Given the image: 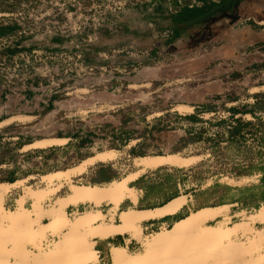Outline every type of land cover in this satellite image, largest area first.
Masks as SVG:
<instances>
[{"label":"rangeland","instance_id":"rangeland-1","mask_svg":"<svg viewBox=\"0 0 264 264\" xmlns=\"http://www.w3.org/2000/svg\"><path fill=\"white\" fill-rule=\"evenodd\" d=\"M22 1L27 0H0V11L16 10ZM213 10L214 7L209 5L208 11ZM180 12L172 14V20H162L152 25L148 24L147 19L141 21L134 15L127 17L120 24L126 23V19L129 23L119 25L116 35L108 37L107 31H104L103 39L86 53L88 63L104 65L105 62L97 58L98 51L135 43L142 50L149 52L148 56L142 58L140 72L134 74L127 69L131 79L124 81L123 88L118 92L104 90L95 86L96 83L81 85L76 91L63 98L72 101L69 103L71 105L67 118H61L63 110L55 106L57 111L46 122L54 124V119L56 121L54 128L56 130L52 135H68L74 127L82 124L89 134H81L79 144L74 142L72 145H88L87 147L79 148L67 158H64L65 150L48 152L47 160L39 164L36 160H32L33 156L25 155L15 158V154H12L8 145L11 141L9 137L18 136L17 141L22 144V139L36 140L51 136L50 133H42L36 125L41 118L19 117L16 118L17 120L13 118L0 126V164L1 161L5 162L4 166L0 165V182L18 181L5 193L3 207L6 210H13L21 200L24 208L31 212L32 220L22 223L26 228L23 239L19 240L21 248L33 251L30 254V261L35 260L41 254L39 252H42L43 262L61 264L63 261L61 257H58L59 254L45 257L48 249L61 251L66 248L74 254V257H77L83 251L81 249L94 248L92 238L106 237L115 232H127L124 226L123 229L119 225L106 227L103 222L98 223L102 220V215L98 220L76 224L72 220L87 211L73 214L70 208H65L64 213L57 215L58 218H68L69 222L65 224L59 222L53 231L39 232L40 229L36 226L40 227L43 223V225L48 223V216L55 206V201L58 197H65L72 184L102 186L110 182L107 181L108 178H112L111 181L120 180L136 170L135 160L143 156L178 154L183 158L195 157L196 159H191L186 167L161 166L156 169H147L134 181L128 183L134 191L146 184L153 185L142 205H152L162 199L161 191H168L165 187L170 177L169 183L182 181L184 187H180L181 191L194 190L192 196L195 207L227 205L219 216L207 221L204 225L226 228L235 222L244 221L250 224L252 230L264 228V222H253L251 218L262 205L260 202L264 197V180H262L264 177V65L263 62H252L250 55L258 46L236 50L227 45L223 47V43H220L190 49L177 39L171 43L172 46L169 49H165L166 44L162 48L158 43H154L153 33L160 35V38L156 40L166 42L173 27H176L181 34L188 28L187 23L175 22L174 18ZM121 61L119 58L114 63V67L119 68ZM111 73L116 77L125 76L115 70ZM253 95L259 97L256 99ZM180 104L185 107L176 108ZM201 106L207 108L202 109ZM232 108L236 110L232 111ZM240 109L252 112L235 114ZM188 117H194V119L191 120ZM237 118L248 124L241 127L239 136L230 139L228 130L236 125ZM5 120L7 119L1 121ZM103 150H113L112 158L93 163L80 175L71 176L67 180H55V185L52 186L56 188V192L54 191L52 196H44L42 202L39 201L38 212L32 210L30 207L32 199L28 196V190L37 191L47 188V183L42 179L43 176L49 172L73 167L84 158ZM97 170H101V173L90 178ZM236 198L239 201L232 203ZM110 201L118 202L119 200L102 199L96 201L99 205L95 206L105 208L106 204L111 203ZM183 201L184 198L175 200L171 208L166 209L162 214L175 213ZM257 204L259 206L256 208ZM228 206H230V213L227 215ZM178 222L141 239L139 230L136 228L131 230L133 236L138 238V244L129 249L112 248L110 259L107 261L104 257L100 264H112L114 254L117 255V253L119 259L120 257H123V260L134 259L149 248L160 232L162 234L167 232L164 234L168 235L166 236L168 239L169 234L176 230L174 226ZM31 227L38 231L33 237H30ZM111 227L116 228L112 230ZM17 228L16 224L7 227L0 224V233L5 237L12 236ZM63 236L70 238L71 242H66L68 238L66 237L65 240ZM63 239L67 244L70 242L67 247ZM245 239L241 232L229 235L221 239L219 243H212L213 247L209 249V253L219 248L232 249ZM72 240L77 244L71 245ZM34 241H39L40 249L35 248ZM210 242L208 238H194L188 243L195 244V251H197L203 246L211 245ZM1 245L3 248L0 247V256L3 251L11 261L13 258L17 259L16 253L10 252L14 249L10 240L4 238L0 242ZM242 249L241 247L232 250L230 257L234 258L238 253H242ZM73 256L74 262L65 260L69 262L67 264H83ZM247 256L244 255L243 258ZM91 259L97 261V252ZM225 262L229 263V260ZM27 263L28 260L21 264ZM246 264L250 263L246 262Z\"/></svg>","mask_w":264,"mask_h":264},{"label":"built area","instance_id":"built-area-1","mask_svg":"<svg viewBox=\"0 0 264 264\" xmlns=\"http://www.w3.org/2000/svg\"><path fill=\"white\" fill-rule=\"evenodd\" d=\"M157 1L27 0L16 10L0 11V28L13 27L0 34V120L17 115L38 117L53 97L60 107V101L81 85L96 83L118 92L131 79L127 69L140 72L142 58L149 52L135 43L98 51L97 58L104 65L87 63L85 54L103 39L104 31L116 35L123 19L136 14L137 6L150 5L151 10ZM202 5L198 0H177L168 9L176 14L183 6ZM119 58L122 61L116 68ZM112 70L125 76L116 77Z\"/></svg>","mask_w":264,"mask_h":264},{"label":"bare ground","instance_id":"bare-ground-1","mask_svg":"<svg viewBox=\"0 0 264 264\" xmlns=\"http://www.w3.org/2000/svg\"><path fill=\"white\" fill-rule=\"evenodd\" d=\"M183 107L185 106L180 104L176 108L180 109ZM63 141H64L63 139L42 140L32 145V147L44 148L47 145H52L56 143L58 144V143H62ZM113 154H114L113 150L101 151L97 153V155L94 158L80 162L81 164L75 168L64 171L51 172L43 176L42 179L47 183V188L35 191V190H30L28 187L29 189L28 196L30 197V199H32V203H30L31 204L30 207L32 208V210H34V212H38L39 201L41 200L42 202V198L44 196H48V195L52 196L53 192L54 191L56 192V188L52 186L55 180H59V179L67 180L72 175L83 172L85 167L88 164L92 163L93 161L110 159L112 158ZM193 158L195 157L183 158L178 154L138 157L135 160V165L138 167V170L118 181H113L104 186L72 184L70 186L69 193L65 197L62 198L58 197L57 200L55 201V206L52 208L51 214H49L48 216L49 219L48 223L45 225H43L44 224L43 223L42 226L39 227L37 225L36 227L40 229L38 230L39 232H51L55 229V227L59 222H62L64 224L69 222L68 218L57 217L59 213H64L63 210L66 207L70 205H76L79 202H86V201H98L102 199L120 200L126 195H132V190H130L127 187V183L129 181H132L134 178H136L140 173L144 172L145 170L156 169L157 167L163 164H166L168 166H175V167H186L191 161V159L193 160ZM16 184L17 182H15L14 184L11 183L10 185L0 184V224L3 227L16 224L18 227L16 229V233L12 236L5 237L0 233V242L4 240V238L6 240H10L12 242V247H14V249H11L10 252L16 253L17 259L13 258V260L11 261L8 258V255H4V252L2 251V255L0 256V264H21L23 261L25 262L27 260H28L27 264H47L46 262H43L41 259L43 258L42 252H39V254L40 253L41 254L35 260L30 261V254L33 253V251H27L28 249L24 250L23 248H21L20 245V241L23 239L22 237H24V229L26 228L25 225H23L22 223L28 220L29 221L32 220L31 212L27 211L24 208L23 203L19 199L16 207L13 210H6L3 207V200L5 193L8 191L9 187L11 188ZM178 199L181 200V198ZM226 206H227L226 204H222L214 207L207 206L202 209H197L193 213H190L183 219L179 220V222L174 226L176 230L173 233L169 234L168 239L166 238V236L168 235L165 236L167 232L166 233L163 232V234L162 232H160L155 237L153 243L149 246V248L141 255H138L132 260H123V257H120L121 259L118 258V253H117V255L114 254V259L112 258L113 259L112 264H225L227 263L225 262L227 260H229V263L227 264H246V262H249L250 264H264V244H262L264 242V228L259 230H252L250 224L244 221L235 222L234 224L226 228L210 227L204 225L207 221L213 220L215 219V217L219 216L221 214L222 209H224ZM168 208H171V204L162 210L157 209L154 211H147V212L129 211L126 213H122L120 217L122 218L121 220L125 225L124 227L133 228V226L137 222H139L142 218L158 216L164 213ZM100 217H101L100 211H93V212H86L72 221L75 222L76 224L77 223L82 224L83 222L86 223L88 221L92 222L94 220H98ZM251 218H253V222L254 221L264 222V204H262L256 210L255 214L251 216ZM120 226L121 225H119V227ZM106 227L104 228L106 229ZM124 227L122 226L123 229ZM57 228H59V226ZM113 228L115 229L116 227ZM113 228L111 227L112 230ZM30 231H31L30 237L31 236L33 237L38 232L37 229H34L32 227ZM68 232L70 231L68 230ZM240 232L242 233V236L246 237L244 242L241 243L239 242V244L238 245L236 244L237 246L236 245L233 246L232 249L219 248L217 251L213 253H209V249L213 247L212 243H219L221 239L232 234L235 235ZM41 234H37V235H41ZM69 235L70 234H68V236ZM63 237L65 240L68 238L67 236H63ZM194 238H208L209 241H211L210 242L211 245L203 246L202 248L195 251L196 245L193 243H188L189 241H192V239ZM73 240L71 245L77 244L73 242ZM67 241L71 242L70 238H68L66 242ZM38 242L39 241L33 242L34 245L36 246L34 247L40 249L41 247L40 244H38ZM70 242L68 244H70ZM65 244L64 245L67 247L68 244L67 243ZM0 247H2V245ZM241 247L243 248L242 253L239 254L238 253L239 251L238 252L235 251L238 253V255H236L234 258H231L229 255V254L232 255L231 251ZM84 249L85 248L81 249L83 251H81L77 257H74L73 256L74 254L71 253L66 248H63L61 251L57 249H52V250L48 249V251L45 254V257H51L54 254L56 255L59 254L58 257H61V260L63 261L61 264L74 262L72 256L74 258H78L83 264L96 262L91 259L93 254L96 253V250L94 248H87L85 250ZM120 255H122V253H120ZM244 255L246 256L248 255V256L246 258H243ZM112 256L113 255H111V257Z\"/></svg>","mask_w":264,"mask_h":264},{"label":"crops","instance_id":"crops-1","mask_svg":"<svg viewBox=\"0 0 264 264\" xmlns=\"http://www.w3.org/2000/svg\"><path fill=\"white\" fill-rule=\"evenodd\" d=\"M203 3L200 7L202 11L201 15L195 17L187 22L188 28L181 34L176 27L171 29L170 37L166 40V42L159 41L156 39L160 38V35L157 33H153L152 37L155 40L154 43H158L160 47L164 48V44H166L165 49H169L172 46L175 40L183 42L188 48L195 49L200 46H204L207 44H222L231 47V49L241 50L244 47L258 46L260 49L251 52L252 62H263L264 65V0H198ZM177 4V0H158L155 5H153L152 9L149 10L150 5H139L136 7V14L134 15L139 20H148V24H155L158 21L162 20H172L173 16L170 13L168 7L175 6ZM211 5L214 7L212 12L208 11V6ZM128 22V20L126 19ZM124 23V24H127ZM129 23V22H128ZM123 23L120 25H124ZM108 37H112L113 35L106 32ZM111 35V36H109ZM57 43H61L62 39L54 38L53 39ZM225 42V44H224ZM153 53V51H150ZM72 101L68 99H63L60 101L61 111L63 113V117L67 118V113L70 111V105ZM55 97H53L50 101H48L47 105L43 107L42 115L35 117L34 115H17L11 118H7L4 122L0 120V126L4 123L9 122L11 119L16 118H41L37 126L40 128V131L44 134L50 133L51 136H44L42 138H38L36 140H26L22 139V144H20L17 140H19L18 136L9 137L11 141H9V148H11L12 154H15V158L23 157V156H33L32 160H36L39 164L45 162L47 160V153L52 151L63 152L65 150L64 158L71 155L74 151L77 152L81 147H87L88 145H72L74 142L79 144V139H81V134L87 135L89 131H87L82 124H79L78 127H74V129L68 134L63 136H53L52 133L55 132L56 129V121L54 119V124H47L48 118L53 117V114L57 111L55 107ZM57 118V117H56ZM17 120V119H16ZM50 139H63L62 143H56L52 145H47L44 148L32 147L37 142L42 140H50ZM109 151V150H103ZM101 152V151H100ZM97 153L93 156L84 158L80 162L94 158ZM101 162L105 160H95L92 163L88 164L86 168L92 165L95 162ZM77 165L64 169H72L80 165ZM1 166L5 165L4 161H1ZM136 166V165H135ZM161 166H168L163 164ZM159 166V167H161ZM174 167V166H173ZM158 168V167H157ZM64 170H56V171H64ZM138 167L136 166V172ZM53 171V172H56ZM81 172V173H83ZM132 172V173H134ZM51 173V172H49ZM81 173L75 174L80 175ZM101 170L94 171L90 178L95 177L97 174H100ZM129 173L126 176L132 174ZM47 175V174H46ZM72 175V176H75ZM124 176L123 178H125ZM112 178H108L107 181H111ZM122 179V178H121ZM135 179V178H134ZM134 179L132 181H134ZM129 181L128 183L132 182ZM18 182V181H16ZM13 182L12 184H14ZM108 183V184H109ZM127 187L132 190V195H126L118 202H112L105 205V208H96L95 205H99L96 201H86L85 203H77L76 205H70L67 208L71 209V212L74 213H82V212H93L99 210L101 215L103 216L102 220H99L98 223H104V226H113V225H121L125 226L122 222L120 215L122 213H126L129 211H137V212H147L154 210H162L166 208L168 205L172 204L178 198H184L183 204L181 207L172 214H161L156 217H146L142 218L139 222H137L132 228H126L127 232L124 233H112L106 237H94L92 238L94 243V249L97 252V261L89 264H100L104 260V257L108 261L110 259L111 249L114 247H123L125 249H129L138 244V238L133 236V232L135 228L140 231L139 238L151 236L165 228H169L171 225L176 223L177 221L183 219L188 214L193 213L199 208L203 207H195V203L193 200L192 192L194 190L189 191H181L177 197L172 198L165 204L161 206H148L146 208H140L143 205L141 204L144 199V192L142 189L134 191L130 186ZM0 184L10 185L11 183L0 182ZM96 185V184H93ZM107 185V184H106ZM99 186V185H97ZM104 186V185H102ZM184 187V184L181 185ZM180 188V187H179ZM136 192V194H135ZM135 198V199H134ZM133 200V201H132ZM232 206V205H231ZM214 207V206H208ZM228 211L227 215L230 213ZM81 211V212H80Z\"/></svg>","mask_w":264,"mask_h":264},{"label":"trees","instance_id":"trees-1","mask_svg":"<svg viewBox=\"0 0 264 264\" xmlns=\"http://www.w3.org/2000/svg\"><path fill=\"white\" fill-rule=\"evenodd\" d=\"M143 5H146V4H143ZM180 14L174 18L175 22L178 23V24H182V23H187L188 21H190L191 19L195 18V17H198L201 15L202 11L200 7H194V8H187L186 6H183L181 7L180 9ZM13 29V27H1L0 28V34H3V33H7V32H10L11 30ZM87 54H85V59H86V62L88 63L89 62V59L88 57L86 56ZM254 98H258L259 96L258 95H253ZM202 109H206L207 107L206 106H201ZM232 111H235L236 109L235 108H232L231 109ZM251 113L252 111L251 110H239V111H236L235 114H240V113ZM232 115L233 117L235 116ZM253 114V113H252ZM189 119L193 120L194 117H188ZM223 122V121H221ZM235 123L236 125H233L232 127H230V129L228 130V135H229V138L230 139H233V137L235 136H239V133H240V129L241 127L247 125L248 123H245L243 121H241V119H235ZM168 155V154H166ZM264 177H262V180ZM170 177H168V180H167V185H166V189L168 191H161V195H162V199H160L159 201H156V203L152 204V205H143L142 207L140 208H146L148 206H161L163 204H165L166 202H168L169 200H171L172 198L174 197H177L179 196L180 194H182V192L180 191V188L181 185L183 184L182 181H172L171 183L170 182ZM160 184V183H159ZM153 185L152 184H146V185H143L140 189L143 190L144 192V197L143 199H146V197L148 196L149 192L151 191ZM238 198L234 199L232 203L234 202H238ZM262 204H264V197L261 199V202ZM259 204V203H258ZM255 205V207L257 208L259 205ZM222 205V204H220Z\"/></svg>","mask_w":264,"mask_h":264}]
</instances>
